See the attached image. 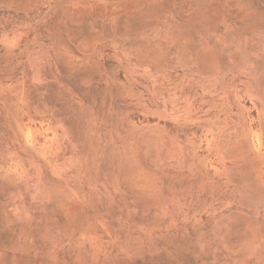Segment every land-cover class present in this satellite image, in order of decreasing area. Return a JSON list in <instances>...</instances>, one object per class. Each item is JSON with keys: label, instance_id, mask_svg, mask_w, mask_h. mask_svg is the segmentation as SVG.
Wrapping results in <instances>:
<instances>
[{"label": "rangeland", "instance_id": "obj_1", "mask_svg": "<svg viewBox=\"0 0 264 264\" xmlns=\"http://www.w3.org/2000/svg\"><path fill=\"white\" fill-rule=\"evenodd\" d=\"M0 264H264V0H0Z\"/></svg>", "mask_w": 264, "mask_h": 264}]
</instances>
